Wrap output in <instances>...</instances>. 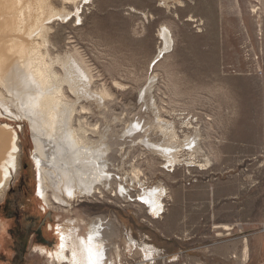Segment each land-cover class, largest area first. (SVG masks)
<instances>
[{"label":"rangeland","instance_id":"obj_1","mask_svg":"<svg viewBox=\"0 0 264 264\" xmlns=\"http://www.w3.org/2000/svg\"><path fill=\"white\" fill-rule=\"evenodd\" d=\"M49 2L48 42L37 37L43 26L31 39L59 74L71 57L91 71L87 89L95 98L75 95L65 82V107L74 104L60 117L95 128L85 134L102 150L94 160L103 180L66 206L53 197L48 204L33 157L37 103H18L26 107L20 118L0 113V127L19 144L17 167L0 192V264H58L52 253L63 228L82 237L98 222L106 224L96 240L106 262L119 253V264H264V0ZM7 49H0V91L16 99L26 64ZM22 177L27 213L36 225L51 216L52 249L21 252L14 219L1 209Z\"/></svg>","mask_w":264,"mask_h":264},{"label":"bare ground","instance_id":"obj_2","mask_svg":"<svg viewBox=\"0 0 264 264\" xmlns=\"http://www.w3.org/2000/svg\"><path fill=\"white\" fill-rule=\"evenodd\" d=\"M48 7L49 13L46 14L45 9ZM51 9V3L49 2L48 4V0H0V49L3 50V48L8 46L7 50L15 54L20 53L24 57L23 66L26 64L24 69L26 70L25 79L20 82L24 87L20 89L19 94L15 97L18 101L13 99V97L7 98V95L3 94L5 90L3 92L0 91V113L4 116L20 118L25 107H21V105L19 107L20 102L24 104V99L27 98L34 99L32 103H37L38 107L33 110L36 113L34 118L36 119V124L39 125L40 131H38L39 134L34 132V141L37 144L33 157L36 163L37 179L39 180V193L48 204H50L53 197L60 204L66 206L73 195L78 192L81 195L90 194L94 185L100 184L103 180V171L100 168L101 163L98 161L102 157V150H100L99 145H95L85 134L88 130L95 128L89 129L81 125V128L77 129L71 125V114H65L63 119L60 117L62 108L66 110L65 112L71 111L74 104L72 103L68 109L65 107V100L63 99L66 95L62 87L65 82L69 84L75 95L77 92H82L83 95L88 94L89 97L95 98L92 92H88L87 89L91 79H93L91 71L86 68L79 58L71 57L62 64L66 75L59 74L54 68V62L49 61L48 55H44L43 50H41L40 40L31 39L32 33L38 27L43 26V21L47 18L45 16L52 13ZM53 14L55 15V12L49 16H53ZM43 27L37 37H41L42 43L46 46L48 42L45 34L47 26ZM22 30L26 31L27 34V38L23 41L20 40ZM163 37H165L166 46H169L171 38L168 27L164 29ZM1 58L0 56V60ZM71 60H73L74 65L69 64ZM84 77H86V80ZM79 82L83 84L80 85ZM29 84L32 85L33 91H30ZM99 94L102 98L110 95L107 88L99 92ZM46 105L48 107L47 110H45ZM16 136L7 126L0 127V192L7 188L10 178L13 176V171L17 167L16 163L18 164L19 144L15 142ZM167 148L170 149L171 146H167ZM98 156L101 157L99 158ZM95 158L98 160L95 161ZM147 199L158 209L160 199L157 195H152ZM105 225L99 222L96 226L95 223L90 225L92 228L89 229L88 234L82 237L78 234V228L65 226L60 234L61 243L58 244L52 256L57 262L59 261L58 264H119V253L111 257L110 262L103 261L105 258L102 255L104 251L101 250L99 242L97 243L96 240L104 233L101 228ZM109 235L111 236L110 233ZM39 250L45 254L43 247Z\"/></svg>","mask_w":264,"mask_h":264},{"label":"flooded vegetation","instance_id":"obj_3","mask_svg":"<svg viewBox=\"0 0 264 264\" xmlns=\"http://www.w3.org/2000/svg\"><path fill=\"white\" fill-rule=\"evenodd\" d=\"M26 183V179L22 177L18 188L11 191L8 203L3 204L1 209L6 215L12 216L14 219L15 228H13V232L16 240L22 244L21 252H25L29 247L34 251L36 249L35 247L39 245L47 249H52L55 231L48 223V220L51 218L50 214H48V216H50L48 219L46 218L45 221L36 225L37 218L27 213L24 206H22V192H25L28 188ZM22 261L23 260H15V263L22 264Z\"/></svg>","mask_w":264,"mask_h":264}]
</instances>
